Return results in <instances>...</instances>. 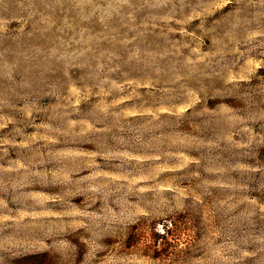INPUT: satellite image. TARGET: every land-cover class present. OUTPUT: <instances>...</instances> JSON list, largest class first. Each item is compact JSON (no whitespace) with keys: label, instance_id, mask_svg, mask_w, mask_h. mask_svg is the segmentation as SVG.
Instances as JSON below:
<instances>
[{"label":"rangeland","instance_id":"374dc122","mask_svg":"<svg viewBox=\"0 0 264 264\" xmlns=\"http://www.w3.org/2000/svg\"><path fill=\"white\" fill-rule=\"evenodd\" d=\"M0 264H264V0H0Z\"/></svg>","mask_w":264,"mask_h":264}]
</instances>
